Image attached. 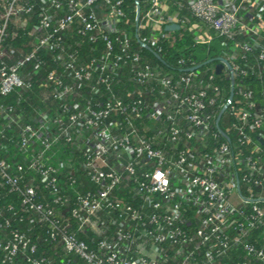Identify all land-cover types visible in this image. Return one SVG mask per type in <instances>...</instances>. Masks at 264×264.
I'll use <instances>...</instances> for the list:
<instances>
[{
  "label": "built area",
  "instance_id": "1",
  "mask_svg": "<svg viewBox=\"0 0 264 264\" xmlns=\"http://www.w3.org/2000/svg\"><path fill=\"white\" fill-rule=\"evenodd\" d=\"M0 264H264V0H0Z\"/></svg>",
  "mask_w": 264,
  "mask_h": 264
},
{
  "label": "rangeland",
  "instance_id": "2",
  "mask_svg": "<svg viewBox=\"0 0 264 264\" xmlns=\"http://www.w3.org/2000/svg\"><path fill=\"white\" fill-rule=\"evenodd\" d=\"M196 34L197 33H194V35H196ZM175 35H177L178 37L181 35V37H179V39L177 41L178 45L186 44L187 46H191V49L193 50L194 56L197 57V60L205 57V53L204 54L201 53V45H197V46L192 47L193 37H195V36L194 35L192 36L190 34L189 30H183L180 32H175ZM216 43L217 42L214 39L211 44H212V46H215V51L219 52V49L217 48ZM213 53H215V52L213 51Z\"/></svg>",
  "mask_w": 264,
  "mask_h": 264
},
{
  "label": "trees",
  "instance_id": "3",
  "mask_svg": "<svg viewBox=\"0 0 264 264\" xmlns=\"http://www.w3.org/2000/svg\"><path fill=\"white\" fill-rule=\"evenodd\" d=\"M130 0H128L127 2H129ZM214 48H215V46H213ZM213 51L215 52V53H213ZM188 52H192L193 53V50L192 49H190V50H188L187 52H185V54L186 53H188ZM201 53H205V57L204 58H202V59H199V60H206V59H209V58H212V57H214V56H216V54H217V52L213 49V50H209V51H207L206 50V47L205 46H201ZM181 54V53H180ZM194 54V53H193ZM174 58H175V55H172V53H169V55H168V59L169 60H174ZM196 59H197V57H195ZM12 100V99H11ZM10 100V101H11ZM44 248H47V246H45L44 245Z\"/></svg>",
  "mask_w": 264,
  "mask_h": 264
},
{
  "label": "water",
  "instance_id": "4",
  "mask_svg": "<svg viewBox=\"0 0 264 264\" xmlns=\"http://www.w3.org/2000/svg\"><path fill=\"white\" fill-rule=\"evenodd\" d=\"M165 28H166V29H178L179 26H178L177 24H171V25L166 26ZM209 61H210V60H209ZM220 68H221V65H218V66H217V70L219 71Z\"/></svg>",
  "mask_w": 264,
  "mask_h": 264
}]
</instances>
